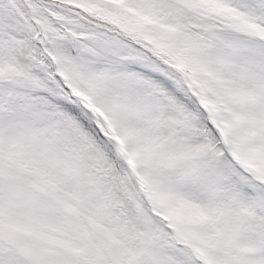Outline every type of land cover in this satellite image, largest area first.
<instances>
[{
	"label": "snow or ice",
	"instance_id": "1",
	"mask_svg": "<svg viewBox=\"0 0 264 264\" xmlns=\"http://www.w3.org/2000/svg\"><path fill=\"white\" fill-rule=\"evenodd\" d=\"M0 264H264V0H0Z\"/></svg>",
	"mask_w": 264,
	"mask_h": 264
}]
</instances>
